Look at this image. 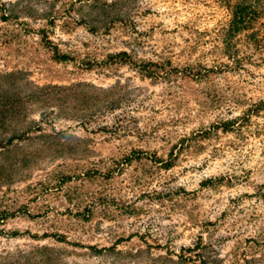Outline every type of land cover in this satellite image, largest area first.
<instances>
[{"label":"rangeland","instance_id":"obj_1","mask_svg":"<svg viewBox=\"0 0 264 264\" xmlns=\"http://www.w3.org/2000/svg\"><path fill=\"white\" fill-rule=\"evenodd\" d=\"M0 264H264V0H0Z\"/></svg>","mask_w":264,"mask_h":264},{"label":"trees","instance_id":"obj_2","mask_svg":"<svg viewBox=\"0 0 264 264\" xmlns=\"http://www.w3.org/2000/svg\"><path fill=\"white\" fill-rule=\"evenodd\" d=\"M238 17H239V19H240L241 22L245 21V19H246L245 18V15H239L238 14Z\"/></svg>","mask_w":264,"mask_h":264}]
</instances>
